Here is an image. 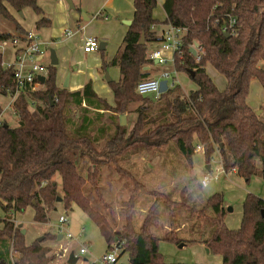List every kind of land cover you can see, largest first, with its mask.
I'll use <instances>...</instances> for the list:
<instances>
[{
  "label": "trees",
  "instance_id": "trees-1",
  "mask_svg": "<svg viewBox=\"0 0 264 264\" xmlns=\"http://www.w3.org/2000/svg\"><path fill=\"white\" fill-rule=\"evenodd\" d=\"M157 5V0H134V18L118 53L112 61H103L104 71L108 66L120 68L119 81L109 82L113 102L99 97L91 82L79 91L58 88L57 66L50 63L43 87L21 93L14 102L20 125L12 128L6 120L1 121L0 264H53L54 257L48 255L50 249L43 246V240L27 244L26 234L14 224L11 214H25L33 208V221L48 223L60 196L56 176L62 180L65 208L78 204L98 225L108 249L117 244L121 248L119 258L128 253L130 264H197L165 261L159 249L162 240L176 245L204 244L210 254L223 257L222 264H264V198L255 194L245 197L241 226L230 229L225 221L228 211L223 193L206 197L201 207L191 204V197L189 203L183 197L176 203L169 194L157 197L153 193L156 202L152 213L162 205L170 208L169 229L159 238L150 234L149 218L136 231L128 215L123 229L114 231L115 219L108 221L100 205L104 194L97 187H85L87 182L95 184L94 165L98 163L122 172L120 154L138 141L160 148L172 143L189 163L196 155V146L202 145L207 164L218 154L226 172L236 170L247 182L260 173L261 166L264 173V120L248 104L251 83L257 80L264 85V0H164L165 22L189 30L183 47L174 54V69L188 74L198 89L184 93L180 85H175L154 100L138 94L137 85L150 78L144 67L152 64L148 51L149 44L157 39L153 30L159 24L154 18ZM26 9L39 16L37 29L52 25L38 0H0V16L17 23V35L0 32V40L27 33L13 13ZM230 16L238 20L236 34L226 37L210 26L212 20ZM143 33L145 45L140 44ZM195 42L203 48L200 62L190 50ZM2 63L0 54V95L10 96L14 92L13 69ZM208 65L226 77L225 90H220L208 75ZM133 103L142 104L136 110L138 119L132 129L118 124L98 149L101 141L94 130L99 110L118 115ZM75 108L80 114L73 115ZM3 111L0 104V117ZM85 160L91 163L86 175L79 171L80 162ZM175 205L184 207L183 215L178 216ZM176 216L181 218L176 220ZM183 217L198 220L188 223L182 235L176 229ZM200 220L213 228L203 236L197 235ZM52 236L58 238L57 234ZM12 253L18 255L16 261H12Z\"/></svg>",
  "mask_w": 264,
  "mask_h": 264
},
{
  "label": "rangeland",
  "instance_id": "rangeland-1",
  "mask_svg": "<svg viewBox=\"0 0 264 264\" xmlns=\"http://www.w3.org/2000/svg\"><path fill=\"white\" fill-rule=\"evenodd\" d=\"M74 11L75 10H71L68 6V14ZM13 13L16 15L19 24L23 28L26 30L35 28V22L38 19V15L32 9L24 10L23 15H21V13H16L14 10ZM16 27L17 23L8 22L0 16V32H11L16 34ZM51 49L54 48L48 47V52H50ZM11 51L12 49L9 48L5 57L6 59H11ZM105 54H107L106 51ZM166 57H168L170 61L172 60L171 53H168ZM46 60L48 61L49 57H46ZM111 67L113 66H108L105 69L103 73V77L105 79L107 78V74L111 77ZM206 70L219 89L220 80H222L223 83L224 81L225 83L227 82L226 77L221 75L212 65H208ZM164 71L170 72L172 74V78H174V80H178V85L181 86V90L184 93H186V91L188 92L193 90L192 88L196 87V84L189 80L188 74L182 72L174 74L171 62L165 66L153 64L152 70L149 71V73L150 75L158 77ZM225 89L226 86L223 90ZM257 95H259L260 103H258V106L260 107H257L258 109L255 110L256 113L260 110L264 111V85L260 81L256 80L251 83L248 97V104L251 108L255 107L256 102H258ZM10 101L11 99L9 96L0 95V104L4 109L1 121L6 120L12 128H15L20 125V116L18 113H15L13 104L8 107ZM141 104L142 103H133L126 111L130 112L128 117L129 120L127 119L126 124L129 131L138 119L137 114V118L133 125V114L131 112V108L132 106L138 107ZM126 112L122 114H125ZM75 114H80L77 108H75L73 112V115ZM259 115L264 120V112ZM100 123H103V121L97 122L98 125ZM149 127L153 128V125H150ZM113 133L108 135H112ZM104 143V141L100 142L97 145L98 149H101ZM196 156L197 152L192 163H189L178 152L176 146L172 143L168 146H162L160 148L152 147L147 145L145 142L138 141L133 143L129 148L120 154V161L118 164L120 169H122V172L114 167H108L107 165H100V163H98L97 166L94 165V170H97L95 184L87 182L85 187H97V189L104 194V200L100 201V205L103 208V213L106 214L108 221L115 219V222L112 224L114 231H120L123 229L122 227L126 223V220H128V215L132 218L131 222L136 231H140L144 222H148L147 220L149 218L151 220L148 224V230L151 235L159 238H163L165 232L169 229L168 217L170 208L168 209L167 206L162 205L155 213H152V207L156 202V197L153 193H156L157 197H159L161 193L169 194L171 199L176 203L181 202L182 197L189 203L188 198H190L191 195L193 202L191 201L190 203H196L195 205H197V207H201L207 197L205 194L212 195L220 192L224 194L227 211L228 207L233 208V213H235L236 216L238 214L240 216V220L243 218L241 215L243 210L242 204L248 194L252 193L264 198V173L261 166L260 173L253 177L250 182H247L245 178L239 174L229 173L226 175L221 172L219 180L211 181L205 189L201 188L204 194H201V199L197 200L196 195L198 194H196V189L198 187H202L201 178L203 175L208 173V171L205 168L207 165L205 160L199 167L195 164L194 161ZM213 159L215 162L213 163V172L210 173L211 175H213L217 171V168L221 166L218 161V154H215ZM90 166L91 163L89 161H81L80 167H82V169L79 168L80 173L86 175V169ZM125 172L132 174V176L126 175ZM55 180L58 184V191L60 194L59 197L63 198L62 180L58 176L55 177ZM140 185L145 188L142 189V187H139ZM87 189L85 192H87ZM95 195L96 193L94 192V196ZM136 195L138 197L137 200H135L136 198H133L136 197ZM105 202L109 205L108 208L105 206ZM175 207L177 208V212L180 211L178 216L181 213L183 215L184 207H181L180 205H175ZM62 214L67 216L69 220L67 228L75 237H79L80 233L83 231V235L77 240L63 239L62 241H59L58 238H53L52 234H57V226L59 225L58 218ZM1 215L4 217V214L1 213ZM33 215V208H29L25 214H11V217L16 226L20 227V225H22L21 228L26 230L27 244H31L33 241L38 240L41 237L44 238L42 244L44 247L50 249L48 255H52L54 257L53 264H67L70 253L74 252L79 255L80 248L85 244L89 245V253L80 255L81 259L79 264H94L106 254L108 244L105 237L101 233L98 225L78 204L74 203L71 208L66 209L64 203H62V201H58L56 203V209L51 211L49 214V222L45 224H35L33 222ZM178 216H176V220L181 218H178ZM193 219L198 220L195 217L185 220L183 217L181 222L187 221L188 224ZM197 229V235L203 236V233L209 232V230H212L213 228L209 222L200 220V224L197 226ZM180 245L181 244L176 245L175 243L166 240L160 241L159 249L164 257V260L168 263H195L198 258L201 257L200 252H195L197 245H184L183 248H180ZM13 259L16 261L18 259V255L17 258ZM115 264H130L129 254H122Z\"/></svg>",
  "mask_w": 264,
  "mask_h": 264
},
{
  "label": "crops",
  "instance_id": "crops-1",
  "mask_svg": "<svg viewBox=\"0 0 264 264\" xmlns=\"http://www.w3.org/2000/svg\"><path fill=\"white\" fill-rule=\"evenodd\" d=\"M73 2L75 9H71L65 0H38L39 5L44 10V16L51 20L52 25L47 28L37 29L36 22L39 19L38 16V19L35 22V28L26 31L27 33L29 31H36L39 34L41 41L46 44L47 49L48 47H52L56 50L58 57L56 83L58 88H68L69 91H79L82 90L86 84L91 82L99 97L104 98L109 102H113L114 94L109 87V82L103 77L104 70L102 69V64L104 60L107 62L112 61L118 53L130 27L128 22H132L134 18V0H73ZM157 2L158 5L154 10V18L159 21V24L153 27V30L156 33V37H159L162 31L167 27L168 23L165 22L167 17L163 7L164 0H157ZM68 6L71 10L75 11L68 14ZM66 30L72 31V36H67ZM27 33L21 34L20 38H23ZM88 36L97 38L99 43L103 41L106 42L105 50L99 49L94 53L84 52L83 43ZM156 46L157 44L155 42L149 44L148 56ZM104 51L107 52V54L104 55L105 57H103ZM163 53L167 55L170 52L164 50ZM46 57H49L48 61L46 60ZM43 62L47 65L51 63L50 52L46 53ZM153 64H155V62L148 65L149 69L146 71H151ZM172 66L174 71L173 63ZM111 73V77L109 76L111 81L118 82L121 76L119 66L111 67ZM150 78H157V76L150 75ZM189 80L192 81L190 77ZM176 82V85H178V80H176ZM65 84H68V87H65ZM225 86L227 87V82L225 83L224 81L223 83L222 80H220V90H223ZM42 87L43 85L41 88ZM192 89L197 90L198 86L196 85V87ZM257 96L258 102H256V106L252 108L254 110H257V107H260L258 106V103H260L259 95ZM10 102L8 104L9 106ZM83 106H85V104H83ZM138 108L139 106H132L131 108L133 125L136 122V110ZM99 113L101 115H98V120L103 121V123H100L99 125L97 124L94 133H97L101 142H105V140L111 136L108 134L115 132L118 124L123 122L121 125H126L127 119L129 120L128 117L130 115V112H126L124 118H121V114L117 115L116 113L107 110H99ZM89 115H96L97 117V114ZM204 157V152H197L194 162L198 167L203 164L205 160ZM218 161L221 165L222 161L220 156ZM212 162L214 163L215 160L213 159ZM213 163H211V169ZM229 173L237 174V171L232 170L225 174L228 175ZM201 188L205 189L206 187L202 185V187L196 189V194H198L196 195L197 200L201 199V194H204ZM205 195L208 197L211 194ZM233 211L228 212V215L226 216V224L230 229H238L241 226L242 219L240 220V216L238 214L236 216ZM241 215L243 217V210ZM34 223L38 224L36 222ZM185 227H187V221H182L181 226L176 230L182 234ZM183 246L180 248H183ZM195 252H200L201 254V257H199L196 262L194 261L197 264H222L223 262V257L221 255H211L204 244H197Z\"/></svg>",
  "mask_w": 264,
  "mask_h": 264
},
{
  "label": "built area",
  "instance_id": "built-area-1",
  "mask_svg": "<svg viewBox=\"0 0 264 264\" xmlns=\"http://www.w3.org/2000/svg\"><path fill=\"white\" fill-rule=\"evenodd\" d=\"M210 26L213 29L220 30L223 34H230V36L237 33L238 29V20L234 16H230L226 20H220L216 18L212 20ZM189 30L183 27H176L172 24H168L167 27L162 31L161 35L153 42L157 46L149 53L148 59L152 62H155L158 66H165L169 62H172L174 65V54L176 51H179L184 45V38L188 34ZM72 31L66 30L67 36H72ZM196 43V42H195ZM193 43L190 46L191 48L196 49V55H194L196 62H200L202 46L198 43L195 46ZM11 48L12 57L11 59H6V54L8 49ZM100 49V43L97 38L88 36L85 38L83 43V50L86 53H94ZM167 50L172 54V60L170 61L167 55H164L163 51ZM48 52L46 44L43 43L40 39L39 34L36 31H29L23 38L16 37L13 40H0V54L3 56L2 65L6 68L13 69V79H14V92L10 93V106L18 98L21 93L27 92H36L44 84L40 81L39 77L44 75L47 77L48 65L43 62V59ZM157 61V62H156ZM174 73H176L174 69ZM163 80L168 81V86L173 87L176 85V80L172 78V74L168 71H164L157 78H147L140 81L137 85V93L145 96L152 97L154 100H158L161 97V86L160 83ZM9 106V107H10ZM17 113V110H15ZM1 123V117H0ZM204 152V147L202 145L196 146V152ZM213 163V162H212ZM213 172V167L210 172L206 173L201 178V184L206 187L211 181L219 180L220 173H226L223 165L217 168V171L211 175ZM59 225L57 226V235H61L63 239H75L83 235V231L80 233L79 237H75L67 225L69 220L67 216L60 215L58 218ZM89 245H83L79 250L78 261L76 264H79L80 255H85L89 253ZM121 248L117 244H112V246L107 250L106 254L103 255L95 264H115L119 259ZM69 253V252H68ZM12 261H15L13 258H17L16 253H12ZM85 261V260H84ZM83 264V263H81Z\"/></svg>",
  "mask_w": 264,
  "mask_h": 264
},
{
  "label": "water",
  "instance_id": "water-1",
  "mask_svg": "<svg viewBox=\"0 0 264 264\" xmlns=\"http://www.w3.org/2000/svg\"><path fill=\"white\" fill-rule=\"evenodd\" d=\"M65 1L69 4V6H70L71 9H75L73 0H65ZM21 15H23V13H21ZM131 23L132 22H128V25H131ZM225 36L226 37H230V34H225ZM140 44L141 45H145L146 44L145 33L142 34V37H141V40H140ZM197 44L198 43L196 42L195 43V46H197ZM105 48H106V42L103 41V42L100 43V50H105ZM190 50H191V52H192L193 55H196L197 52H196L195 47L194 48H191ZM50 58H51V64L57 66L58 65V57H57V53H56V50L55 49H51L50 50ZM148 69H149L148 66L144 67V70H148ZM191 74L193 75L194 74V71H191ZM106 77H107L106 78L107 81L110 82L111 79H110V77H109L108 74H107ZM39 79H40V81L42 83H44L45 80H46V76L42 75V76L39 77ZM160 86H161V93H165L169 89L168 81L167 80L161 81ZM65 87H68V84H65ZM262 112H263L262 110L257 111V114L259 115ZM121 118H124V114L121 115ZM121 124H123V122H121ZM205 168H206V170L208 172H210L211 171V164H207ZM58 201L61 202L62 201V198L59 197L58 198ZM231 211H233V208L228 207V212H231ZM20 227H22V225H20ZM22 233L23 234H26V230L25 229H22ZM61 238H62V236L59 235L58 236V240H61ZM42 240H43L42 237L39 238V241H42ZM183 245H184V243H182L180 245V247H182ZM77 261H78V256H76V254L74 252L70 253L69 258H68V264H76Z\"/></svg>",
  "mask_w": 264,
  "mask_h": 264
}]
</instances>
